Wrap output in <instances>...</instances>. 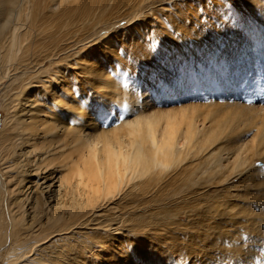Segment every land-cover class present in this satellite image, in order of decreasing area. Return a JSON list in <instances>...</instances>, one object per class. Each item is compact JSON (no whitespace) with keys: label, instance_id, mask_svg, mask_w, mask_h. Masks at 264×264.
Returning a JSON list of instances; mask_svg holds the SVG:
<instances>
[{"label":"rangeland","instance_id":"374dc122","mask_svg":"<svg viewBox=\"0 0 264 264\" xmlns=\"http://www.w3.org/2000/svg\"><path fill=\"white\" fill-rule=\"evenodd\" d=\"M65 2L90 13L69 23ZM36 4L39 47L28 54L33 66L40 59V67L30 65L28 77L51 76L66 90L63 72L73 100L86 112L71 118L66 109L49 111L80 125L81 144L70 163L76 166L67 176L78 170L89 178L97 167L111 168L105 194L117 202L119 193L127 191V197L121 208L107 209L110 225L128 201L145 208L147 218L177 215L161 225L137 221L143 228L129 241V224L119 219L117 230L61 227L51 249L71 256L60 260L264 264V0ZM53 82L48 84L56 87ZM13 86L7 79L0 83V131ZM41 90L39 97L48 96ZM66 158L68 152L60 160ZM60 203L54 197L48 206ZM158 203L166 207L159 210ZM71 205L66 215L77 211Z\"/></svg>","mask_w":264,"mask_h":264},{"label":"bare ground","instance_id":"6f19581e","mask_svg":"<svg viewBox=\"0 0 264 264\" xmlns=\"http://www.w3.org/2000/svg\"><path fill=\"white\" fill-rule=\"evenodd\" d=\"M65 3L71 7L63 11L69 23H77L75 19L83 18L86 12L90 13V9H79L73 4ZM38 47L36 0H0V83L3 84L7 79L14 83L15 90L10 102L5 104L6 118H9L2 122L5 127L0 131V143L3 142L0 147L2 264H67L61 260L71 256L68 250L64 254L57 247L51 249L50 243L64 233L61 227L70 230L83 224L108 230V226L113 225L117 230L119 219L129 224L126 232L129 241L139 237L138 231L143 228L137 221L147 219L150 225H161L165 219L175 221L177 215L174 218L159 213L153 215V211L149 214L153 216L147 218L145 208L136 206L134 201H128L120 218L114 219L110 225L111 215L107 214V209L111 205L121 208L120 202L127 197V191L119 193L117 202L112 193L105 194L113 181L111 168L97 167L89 178H84L78 170L70 172L71 178L67 176L70 167L76 166L75 162L72 165L70 163L72 155L81 144L76 133L80 125L63 122V112L57 117H51L49 111L66 109L71 118L76 115L86 116V112L73 100V89L69 87L66 77L61 75L63 72L59 71V75L66 90L60 89V84L51 76L44 81H41L39 75L28 77V69L32 65V57L28 52L33 54V49ZM87 64L91 66L92 62ZM39 67L40 59L34 62L32 68L36 70ZM49 81L58 85L52 87V84H48ZM41 89L48 96L39 97ZM81 135L89 141L88 133L82 132ZM65 152H68L69 158L61 161ZM99 181L102 183L100 190L94 186ZM54 197L61 198L62 203L53 208L48 206V201ZM65 200L72 204V211L74 208L77 211L66 215L68 208L65 207ZM165 207L163 203L157 204L159 210ZM153 229L161 230V227L152 226ZM140 238L147 239V236ZM107 252L108 250H104V254ZM67 262L73 263L75 259Z\"/></svg>","mask_w":264,"mask_h":264}]
</instances>
